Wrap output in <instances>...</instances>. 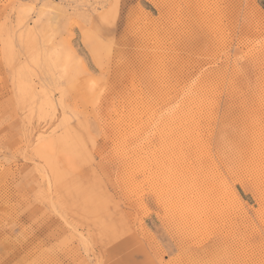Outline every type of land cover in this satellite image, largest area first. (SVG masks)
I'll use <instances>...</instances> for the list:
<instances>
[{"label": "rangeland", "instance_id": "rangeland-1", "mask_svg": "<svg viewBox=\"0 0 264 264\" xmlns=\"http://www.w3.org/2000/svg\"><path fill=\"white\" fill-rule=\"evenodd\" d=\"M0 264H264V0H0Z\"/></svg>", "mask_w": 264, "mask_h": 264}, {"label": "bare ground", "instance_id": "bare-ground-1", "mask_svg": "<svg viewBox=\"0 0 264 264\" xmlns=\"http://www.w3.org/2000/svg\"><path fill=\"white\" fill-rule=\"evenodd\" d=\"M227 234H228V233H227ZM220 238H221V237H220ZM227 238H228V237H227ZM235 238H236V237H235ZM220 241H221V240H220ZM226 242H227V241H226ZM217 244H218V243H217ZM225 246H226V245H225ZM225 246H224V247H225ZM236 256H237V255H236ZM239 256H240V255H239ZM227 257H228V256H227ZM226 260H227V259H226Z\"/></svg>", "mask_w": 264, "mask_h": 264}]
</instances>
